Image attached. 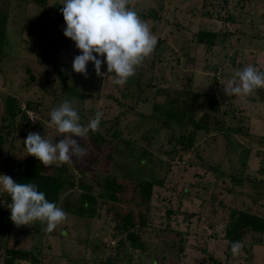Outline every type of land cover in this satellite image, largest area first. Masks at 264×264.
Masks as SVG:
<instances>
[{
	"label": "rangeland",
	"instance_id": "rangeland-1",
	"mask_svg": "<svg viewBox=\"0 0 264 264\" xmlns=\"http://www.w3.org/2000/svg\"><path fill=\"white\" fill-rule=\"evenodd\" d=\"M42 2L43 6L35 0L8 1L6 46L0 56V175L12 177L15 162L32 157L24 144L29 131L59 142L65 134L51 124L50 113L65 100L78 112L82 126L86 127L97 111L103 117L99 130H89L80 140L87 156L43 167L53 176L64 172L65 181L74 184L59 193L58 207L68 214L65 222L46 233V223L16 226L9 207H0V234L4 233L0 235V264L6 247L40 252L45 264H102L100 260L105 264H264V232L247 227L236 255L223 238L227 226L237 218L234 210L264 216V88L248 96H227L224 92L237 71L251 65L264 72V0H130L129 7L148 23L160 42L156 44L155 67L141 70L142 80L150 78L154 85L152 89L148 84L142 94L134 85L139 67L124 86L113 83L114 73L97 77L91 62L87 79L74 72L73 60L81 53L63 34L66 24L61 9L65 0ZM0 7L4 8L1 0ZM150 12L156 19L148 16ZM42 23L51 27L46 43L60 45L67 84L83 92V97L64 91L51 66L42 62L48 48L33 31ZM199 31L217 32L222 41L214 47L196 44ZM101 71L107 72L106 63ZM167 91L171 97V92L182 93L181 102L188 98V92L211 94L220 111L210 119L213 131L195 132L200 137L190 147L179 138L185 130L192 131L191 127L173 123L167 130L161 128L145 149L154 155L151 160L163 164L160 170L154 167L148 171L146 157L150 155L144 157L136 148L134 158L129 157V152H124L129 151V144L127 149L123 146L141 137L140 132H134L129 138L127 131L135 120H144L143 116L163 120L159 113ZM7 98L15 102L14 120L7 115ZM119 129L123 143L118 148L95 144V135L114 142L112 136ZM174 149L180 159L173 158ZM108 152L110 160L105 159ZM140 160L144 164L136 173ZM110 173L156 178L147 227L127 229L112 220L110 203L101 197L102 178ZM194 182L197 184L192 189L189 183ZM90 183V194L96 199L95 215L78 216L81 187ZM199 188L209 194L204 195ZM0 191L4 193H0V201L6 200L9 193L2 185ZM129 232L139 234L142 241L133 244Z\"/></svg>",
	"mask_w": 264,
	"mask_h": 264
},
{
	"label": "trees",
	"instance_id": "trees-1",
	"mask_svg": "<svg viewBox=\"0 0 264 264\" xmlns=\"http://www.w3.org/2000/svg\"><path fill=\"white\" fill-rule=\"evenodd\" d=\"M8 1L9 0H1V3H3L4 8L0 7V56L4 55V49L6 46V25L8 21V14L6 11L8 9ZM42 1L35 0V3H38L40 6H43L44 3ZM148 16H152L156 19L154 12H150ZM146 17H144V19ZM41 21H43L42 18ZM50 28L51 27L49 24L45 25L44 23H42L38 25L37 30H33L38 35L39 42L45 43L48 48V54H46V57L42 58V62L51 66V70L57 76L61 84H63L64 91H66L69 95L81 98L83 97V92L71 88L67 84V77L64 76V73L62 72L61 67L63 63L61 62L59 57L60 45L58 44L54 46V44L52 43H46V40L48 39V31L51 30ZM220 35L221 34L212 31H199L197 33L196 44L204 45L207 47H214L215 45H219L221 43L222 40H220ZM157 50L158 48L157 46H155L153 53L139 66V70L137 72L138 77H136L134 84L137 87L138 94H142L145 90V87L149 88L148 84H152V87L150 88L153 89L154 85L153 82L150 81V78L146 82L145 80H142L140 75H142L143 71H147L155 67V64H157V62L156 60H154V56H158ZM171 93L173 94V97H171L170 93L167 91L164 97V108L159 113L163 114V120L159 118H150L151 116H143L141 118L144 120H135L137 121L136 124H134L132 128L127 131L129 132L130 139V135L136 134L134 132H140L141 137L135 138L133 140L131 139L129 140V143L124 142L125 145L123 147H125V149H127V144H129V151L126 150L124 152H129V154H126L129 157L134 158V152L137 148L140 149L144 157L145 154L150 155L149 157H146L148 161L147 163L149 165L148 171L150 169H153L154 167L160 170L159 165L163 164V162L160 160H158L159 164L157 163V160H151L154 155L150 154V152L147 150L148 148L145 149L146 147L151 146V143L155 141V136L159 133L161 128L167 130L169 126L173 123L180 124L183 127H191L192 131L185 130L180 135L181 138H179L181 141H185V145H187V147H190L193 146V142L198 140V137H200V135L197 136L195 132L209 133L210 131H213L211 129L213 127V124H210V119L212 118V115H216L220 111V106L216 100V97L212 96L211 94L208 95L197 92L189 94L188 92L186 93V95H188L187 99H189L190 97L189 102H184L187 99H183L181 102L179 99L183 97L182 93H179L178 91ZM109 97L116 102L119 101L118 98L112 95ZM200 98L203 100L202 102H198ZM6 102L7 115L10 116V119L14 120L16 117L15 107L13 105V103H15L14 99L7 98ZM28 105L30 107V104ZM200 110H202V112H200ZM148 123L150 129H148ZM120 131L121 130L119 129L113 134L112 138H115L114 142L109 139H104L99 135H95L93 137V140L98 146L103 144L116 146L118 148V144L123 143V138L120 137ZM172 151L174 152L173 158L178 157L180 155L177 149H174ZM180 157L181 156H179V159ZM111 158L112 154L111 152H108L105 156V159L110 160ZM140 162L141 163H138L137 165V167L139 168H136L135 170L136 173L137 170L141 169L140 167L144 164L143 161L140 160ZM43 167L44 165L33 156L28 160H18L14 164L12 179L18 183H32L37 185V190L44 192L46 195V199L49 202H53L58 206L60 191H64L68 186L72 187L74 186V184L70 181H65V179L63 178L64 172H60L59 174L53 176L51 174L46 173ZM140 171L143 172L144 170ZM102 179L103 189L101 197L105 199L104 201H106V203H110L112 220L118 222V225L122 224L123 226L127 227V229H141L147 227L151 221L150 205L152 203V194L155 186H158V181L156 180V178L154 179L152 177L151 179H148L140 177V179H137L136 177L129 178L127 176H119L115 174L111 175L110 173L109 175L103 176ZM253 182H257L260 184L259 180H255L254 178ZM194 183L195 184L189 183V187L194 189L197 182ZM92 185L93 183H90L89 186L85 188L81 187L83 189V192L79 199V203L81 202V208L79 210H76L78 216L89 215L90 217H93L95 215L96 199L90 194ZM85 190L86 192H84ZM184 191L187 193L189 190L186 187L184 188ZM199 191L204 195L209 194V192H207L205 188L204 191L199 188ZM1 195H4V193L2 192ZM0 202V207L2 205H6L9 207V205L12 203L10 194L8 195L6 200ZM253 204H256L255 201L253 202ZM233 214H237V218L233 220L232 224H229L227 226L223 237L224 240L228 243V249H231L232 242L242 241L244 232L246 231L245 229L247 227L252 232H258L261 234L264 232V216L236 210L233 211ZM2 225L3 224L0 219V226ZM3 234L4 233H1L0 235L3 236ZM140 238L141 236H139V234H131L129 232V239L133 244L140 243L142 241V239ZM140 245L142 247V244ZM100 262L102 264H105V260H100ZM2 264L45 263L43 262L40 252H34L32 250L23 248L6 247L4 250V258Z\"/></svg>",
	"mask_w": 264,
	"mask_h": 264
},
{
	"label": "clouds",
	"instance_id": "clouds-1",
	"mask_svg": "<svg viewBox=\"0 0 264 264\" xmlns=\"http://www.w3.org/2000/svg\"><path fill=\"white\" fill-rule=\"evenodd\" d=\"M129 4L130 0H65L61 9L66 24L63 34L75 43L81 53L73 60L74 72L87 79V65L91 62L97 77H108L114 73L116 79L113 83L124 86L153 53L157 37ZM104 63L107 65L106 73L101 71ZM258 88H264V72L249 65L234 74L224 92L227 96H248ZM50 115L51 124L65 135L59 142H51L40 133L29 131L24 140L28 154L44 167L87 156V149L82 147L80 140L87 136L89 130H99L103 113L97 111L95 118L86 127L82 126L78 112L65 100ZM0 185L11 196L10 219L16 226L39 221L46 223L44 230L51 233L67 220L68 214L49 202L45 193L37 190V185L15 182L8 175H0ZM240 248L239 241L232 242L231 253L238 254Z\"/></svg>",
	"mask_w": 264,
	"mask_h": 264
},
{
	"label": "built area",
	"instance_id": "built-area-1",
	"mask_svg": "<svg viewBox=\"0 0 264 264\" xmlns=\"http://www.w3.org/2000/svg\"><path fill=\"white\" fill-rule=\"evenodd\" d=\"M101 77H103V78H104V76H101ZM30 119H31V120H33V119H32V116L30 117Z\"/></svg>",
	"mask_w": 264,
	"mask_h": 264
},
{
	"label": "crops",
	"instance_id": "crops-1",
	"mask_svg": "<svg viewBox=\"0 0 264 264\" xmlns=\"http://www.w3.org/2000/svg\"><path fill=\"white\" fill-rule=\"evenodd\" d=\"M0 193H1V191H0Z\"/></svg>",
	"mask_w": 264,
	"mask_h": 264
}]
</instances>
